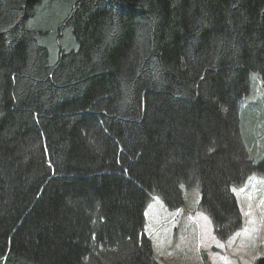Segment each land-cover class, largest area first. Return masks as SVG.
I'll return each instance as SVG.
<instances>
[{
	"label": "trees",
	"instance_id": "trees-1",
	"mask_svg": "<svg viewBox=\"0 0 264 264\" xmlns=\"http://www.w3.org/2000/svg\"><path fill=\"white\" fill-rule=\"evenodd\" d=\"M259 85L264 0H0V264H158L148 204L193 188L227 240Z\"/></svg>",
	"mask_w": 264,
	"mask_h": 264
},
{
	"label": "rangeland",
	"instance_id": "rangeland-1",
	"mask_svg": "<svg viewBox=\"0 0 264 264\" xmlns=\"http://www.w3.org/2000/svg\"><path fill=\"white\" fill-rule=\"evenodd\" d=\"M251 94V97L256 95L251 99L254 103H264V90L260 85ZM258 120L257 117L255 122ZM233 193L244 216L240 231L225 241L218 239L210 216L203 212L200 216L194 214L200 192L193 188L186 194L185 208L178 212L170 211L173 221L158 228H168L171 241L163 235L154 236V256L158 264H255L257 260L264 259V176L253 175L244 186L233 188ZM147 220V231L151 232L154 229L150 211ZM151 240L153 242V238Z\"/></svg>",
	"mask_w": 264,
	"mask_h": 264
},
{
	"label": "crops",
	"instance_id": "crops-1",
	"mask_svg": "<svg viewBox=\"0 0 264 264\" xmlns=\"http://www.w3.org/2000/svg\"><path fill=\"white\" fill-rule=\"evenodd\" d=\"M159 199L155 198L150 205L147 208L146 211V220L148 219V212H151V220H152V227L154 230L151 232L147 231V225H146V234L149 235L151 238H153V247H154V252L156 254V248H155V243H154V236H165L169 241H171L170 238V233L167 229H158L162 224L168 223L173 220L170 216V211L163 205L161 201H158ZM186 201V198H185ZM183 209V207L181 208ZM193 209V208H192ZM198 213L199 216L202 214L199 210H196L194 214ZM202 218H206L205 216L202 215ZM148 221V220H147ZM156 233V234H155ZM158 234V235H157Z\"/></svg>",
	"mask_w": 264,
	"mask_h": 264
},
{
	"label": "bare ground",
	"instance_id": "bare-ground-1",
	"mask_svg": "<svg viewBox=\"0 0 264 264\" xmlns=\"http://www.w3.org/2000/svg\"><path fill=\"white\" fill-rule=\"evenodd\" d=\"M149 205V204H148Z\"/></svg>",
	"mask_w": 264,
	"mask_h": 264
}]
</instances>
